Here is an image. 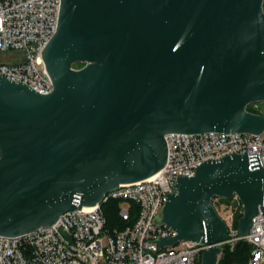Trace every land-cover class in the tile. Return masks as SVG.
<instances>
[{
  "label": "water",
  "instance_id": "obj_1",
  "mask_svg": "<svg viewBox=\"0 0 264 264\" xmlns=\"http://www.w3.org/2000/svg\"><path fill=\"white\" fill-rule=\"evenodd\" d=\"M43 58L49 93L0 74V235L156 174L168 133L264 131L247 109L264 101V0H62ZM176 185L163 218L177 234L157 242L202 241L201 264L228 237L215 197L239 196L240 235L264 213L259 153L207 159Z\"/></svg>",
  "mask_w": 264,
  "mask_h": 264
},
{
  "label": "built area",
  "instance_id": "obj_2",
  "mask_svg": "<svg viewBox=\"0 0 264 264\" xmlns=\"http://www.w3.org/2000/svg\"><path fill=\"white\" fill-rule=\"evenodd\" d=\"M61 2L0 0V52L10 56L0 60V74L43 93L53 91L43 49L57 31ZM165 139L166 164L152 177L121 183L96 205L65 211L53 224L20 235H0V264H201L207 249L202 241L157 242L161 236L177 234L163 218L167 194L178 192L179 174L194 176L196 167L210 158L247 151L259 153L264 166V131L171 132ZM220 198L224 197L213 202L228 226V237L220 246L244 240L252 246L249 264H264L261 204L248 233L240 235L235 210ZM230 198L244 209L237 194ZM111 200L119 202L121 222L109 227L103 204Z\"/></svg>",
  "mask_w": 264,
  "mask_h": 264
},
{
  "label": "trees",
  "instance_id": "obj_3",
  "mask_svg": "<svg viewBox=\"0 0 264 264\" xmlns=\"http://www.w3.org/2000/svg\"><path fill=\"white\" fill-rule=\"evenodd\" d=\"M85 63L83 62H75L73 66L82 67ZM249 111L254 113H262L259 110L253 109L252 107L247 108ZM217 197L213 199L215 201ZM221 201H224L232 206L235 210V224L238 226L240 218L244 214V209L242 206L238 205L236 201L232 202V198H220ZM118 205L119 202L117 200H111L103 204V210L105 212L107 218V225L112 227L114 225L120 224L121 220L118 216ZM252 246L244 241L240 240L236 242L233 246L229 244H224L222 246V251L220 253V258L218 264H249V258L251 255Z\"/></svg>",
  "mask_w": 264,
  "mask_h": 264
},
{
  "label": "rangeland",
  "instance_id": "obj_4",
  "mask_svg": "<svg viewBox=\"0 0 264 264\" xmlns=\"http://www.w3.org/2000/svg\"><path fill=\"white\" fill-rule=\"evenodd\" d=\"M9 59H10L9 53H7V52L6 53L0 52V60L7 61ZM74 68H81V67L74 66ZM248 106L249 107H252L253 109L259 110L262 113H264V101H261V102H252ZM248 106H247V108H248ZM219 258H220V255H219ZM219 258H218V261H219Z\"/></svg>",
  "mask_w": 264,
  "mask_h": 264
},
{
  "label": "bare ground",
  "instance_id": "obj_5",
  "mask_svg": "<svg viewBox=\"0 0 264 264\" xmlns=\"http://www.w3.org/2000/svg\"><path fill=\"white\" fill-rule=\"evenodd\" d=\"M152 176H153V175H152ZM152 176H151V177H152ZM86 207H88V206H86Z\"/></svg>",
  "mask_w": 264,
  "mask_h": 264
}]
</instances>
